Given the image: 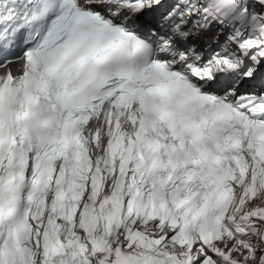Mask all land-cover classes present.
I'll return each instance as SVG.
<instances>
[{"label": "snow or ice", "instance_id": "snow-or-ice-1", "mask_svg": "<svg viewBox=\"0 0 264 264\" xmlns=\"http://www.w3.org/2000/svg\"><path fill=\"white\" fill-rule=\"evenodd\" d=\"M0 264H264V0H0Z\"/></svg>", "mask_w": 264, "mask_h": 264}]
</instances>
